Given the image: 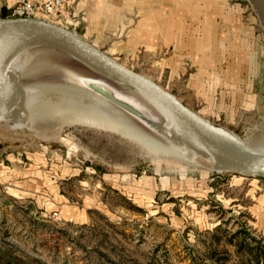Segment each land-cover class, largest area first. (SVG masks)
Returning <instances> with one entry per match:
<instances>
[{"label":"rangeland","instance_id":"374dc122","mask_svg":"<svg viewBox=\"0 0 264 264\" xmlns=\"http://www.w3.org/2000/svg\"><path fill=\"white\" fill-rule=\"evenodd\" d=\"M136 1L70 0L64 19H50L86 36L249 146L264 149V31L248 1L216 3L212 72L205 54L172 46L154 53L148 45L154 15L164 26L169 12L173 25L183 26L180 34H191L190 6H179L180 0ZM105 18L110 20L100 22ZM35 51L17 67L26 88L42 81L35 90L38 102L58 100L56 92L44 89L52 79L77 82L61 66L86 69L107 87L120 88L66 53L52 51L48 61ZM189 78L198 94L193 99L187 95ZM48 115L38 117V130L28 120L24 126L0 123V264H219V258L242 264L251 255L239 254L228 242L241 227L253 247L259 240L264 244L252 209L264 197V177L216 172L196 153L193 160L153 157L118 135L85 126H63L48 136L57 127V116Z\"/></svg>","mask_w":264,"mask_h":264},{"label":"water","instance_id":"95a60500","mask_svg":"<svg viewBox=\"0 0 264 264\" xmlns=\"http://www.w3.org/2000/svg\"><path fill=\"white\" fill-rule=\"evenodd\" d=\"M264 31V0H247ZM52 48L140 94L182 132L213 170L243 177H264V149L254 148L212 123L177 95L125 66L79 32L41 17H0V123L27 121V92L15 63L26 53Z\"/></svg>","mask_w":264,"mask_h":264},{"label":"bare ground","instance_id":"6f19581e","mask_svg":"<svg viewBox=\"0 0 264 264\" xmlns=\"http://www.w3.org/2000/svg\"><path fill=\"white\" fill-rule=\"evenodd\" d=\"M36 50L38 51L35 52H37L38 56L43 60L50 59L49 56L51 55L50 53L52 51H58L52 48H41ZM35 52L31 53V55L36 54ZM70 57L74 58L72 56ZM17 62L15 63V67L20 72L19 68L17 67ZM83 64L86 65L85 63ZM54 65L53 67L56 68ZM86 66L89 67L88 65ZM61 67L63 68L62 72L69 76L71 75L75 77L77 82H51L52 80L55 81L54 79H50L51 81L48 82V84H46V82V88L44 89L53 91V93L56 92L58 94V100L51 103L37 101V93L35 90L39 86L43 85L40 84L42 81L40 83L38 82L30 84L26 88L22 80V74L20 72L21 82L23 83L26 92L27 89L32 91L30 95L27 94L26 108L28 112L27 120L33 128L38 130L37 123L39 126L38 117L40 115L49 114L48 117L50 115L57 116L55 121L57 122V127L53 132H50L48 136H55L59 134L63 126H85L95 130L118 135L125 141L130 142L131 144L140 148V150L144 149L145 154H149L153 157L167 155L180 159L193 160L194 153L204 157L186 141L181 130L172 121H170L161 111H159L153 104H151L137 92L124 87L118 82L100 73L99 74L106 79H109L120 86L119 90L114 87H107L105 83H101L96 79H93L91 74L86 71V69L72 71L66 66ZM59 68L60 66L58 69ZM48 69L49 70H47L46 73L50 72L51 70L50 68ZM91 69L94 70L93 68ZM94 71L97 72L96 70ZM59 78L61 79V76ZM61 80H63V78ZM121 88L123 90H120ZM46 92L47 91L44 93ZM73 96L75 102H73V99H71ZM29 113H31L32 117L29 116ZM25 122L26 121H15L11 122L10 124L12 126H24L26 124ZM205 159L210 164H213L212 160L207 158Z\"/></svg>","mask_w":264,"mask_h":264},{"label":"crops","instance_id":"0c3cea01","mask_svg":"<svg viewBox=\"0 0 264 264\" xmlns=\"http://www.w3.org/2000/svg\"><path fill=\"white\" fill-rule=\"evenodd\" d=\"M188 1V2H186ZM222 2L221 0H207L206 2L197 1V0H180L178 5H188L191 7V18H190V32L191 34H180V31L184 30L183 26H180V29H177V25H173L172 21V15L167 12V16L165 18L164 26L163 23L161 24V18L158 16H155L149 20L150 22V29L148 30L149 34H146L147 36H150L152 41L148 43V45H151L150 48L154 53L159 52L164 47H171L176 50L177 52H183V51H191L195 56L199 54H205V65L206 70L212 72L215 69V62H214V55H216V46L214 43V26L217 22L216 16H217V10H214V7H216V3ZM154 2V1H151ZM136 3H139L136 1ZM11 0H0V17H3L4 15L9 14ZM153 7L155 6H161L159 2L151 3ZM163 5H166V3L163 2ZM88 6V5H86ZM86 6L83 5V8L86 10V21L85 23H89L92 18L88 16L89 10L86 8ZM72 9L74 6H70ZM194 9V10H193ZM75 10V8H74ZM156 11V10H155ZM154 11V12H155ZM141 12V11H140ZM78 14V12H77ZM157 14V12L155 13ZM230 19V15L226 16V18ZM110 19L105 18L103 20H100V22H108ZM94 22V20L92 21ZM124 22V21H123ZM139 27H141L142 19L138 20ZM141 30V29H140ZM142 31V30H141ZM145 32L147 30H144ZM174 31L179 32V34H172ZM167 33V34H166ZM171 33V34H170ZM143 34H134L135 37H141ZM87 38L86 36H84ZM143 40V39H142ZM144 45L146 42H143ZM96 45V44H94ZM97 46V45H96ZM197 68L199 70L202 69L200 64L196 62ZM203 69H205L203 67ZM191 79L189 78L187 85V95H190V98L193 99L198 96L196 94L195 90L193 91L192 87L194 86L193 83H191ZM184 102V101H183ZM239 178H243V176H237ZM235 178V179H239ZM257 203L252 205L253 212L257 216L256 225L258 229L262 230L264 232V197L261 198L260 201H256ZM257 209V210H256Z\"/></svg>","mask_w":264,"mask_h":264},{"label":"built area","instance_id":"2783aa9c","mask_svg":"<svg viewBox=\"0 0 264 264\" xmlns=\"http://www.w3.org/2000/svg\"><path fill=\"white\" fill-rule=\"evenodd\" d=\"M70 0H11L9 14L10 17H42L48 20L51 18H61ZM57 23L64 25L61 21ZM64 22L72 23L64 20Z\"/></svg>","mask_w":264,"mask_h":264},{"label":"trees","instance_id":"16d2710c","mask_svg":"<svg viewBox=\"0 0 264 264\" xmlns=\"http://www.w3.org/2000/svg\"><path fill=\"white\" fill-rule=\"evenodd\" d=\"M5 16L7 14L3 17ZM248 233L246 227H241L229 236L228 242H233L236 245L239 254L251 255V258H246L242 264H250L252 260H254L253 264H257L259 261H264V244L262 240H259L257 245L253 247L247 238ZM219 239L220 237H215V240L219 241ZM235 239H237L236 242H234ZM219 264H225V258H219Z\"/></svg>","mask_w":264,"mask_h":264}]
</instances>
